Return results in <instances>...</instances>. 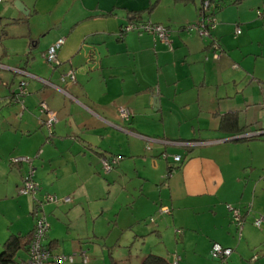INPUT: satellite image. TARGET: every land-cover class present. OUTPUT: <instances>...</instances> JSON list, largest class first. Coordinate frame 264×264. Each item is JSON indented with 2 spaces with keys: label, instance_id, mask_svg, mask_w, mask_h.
I'll list each match as a JSON object with an SVG mask.
<instances>
[{
  "label": "crops",
  "instance_id": "0c3cea01",
  "mask_svg": "<svg viewBox=\"0 0 264 264\" xmlns=\"http://www.w3.org/2000/svg\"><path fill=\"white\" fill-rule=\"evenodd\" d=\"M13 1L0 0V201L11 199L13 214L15 204L27 214L32 197L17 193L20 180L60 182L52 192L70 197L60 210L79 211L63 251L86 236H106V243L110 236L109 244L131 250L152 232L149 250L166 259L159 228L167 222L178 238V264H264V221L252 224L264 216V0L215 6L208 35L192 25L200 0H18L25 13ZM143 21L162 24L167 43L136 27L119 35L120 25ZM58 37V64L50 65L41 56ZM69 68L73 81L60 77ZM39 100L55 113L50 130ZM120 106L130 110L128 119L118 116ZM225 114L234 115L238 130L220 124ZM249 134L258 135L243 138ZM47 138L60 154L56 161L43 145ZM103 152L120 153L107 172ZM16 156L28 160L12 161ZM131 168L135 178L128 180ZM67 182L73 185L63 189ZM57 203L49 211L42 204L46 220ZM162 205L169 212L149 222ZM10 208L0 206L6 220ZM31 217L23 225L10 221L9 232L29 230ZM50 234L44 242L56 252L60 238ZM212 242L230 253L210 258ZM147 253L133 255L132 264Z\"/></svg>",
  "mask_w": 264,
  "mask_h": 264
},
{
  "label": "rangeland",
  "instance_id": "374dc122",
  "mask_svg": "<svg viewBox=\"0 0 264 264\" xmlns=\"http://www.w3.org/2000/svg\"><path fill=\"white\" fill-rule=\"evenodd\" d=\"M229 3H230L229 0H211L209 7L212 8V10H213V8H215V6H217V5L218 6L221 5L223 7L224 5L228 4L226 7L223 8V9H225L227 7H231V5ZM231 8H235V5H232ZM224 16L225 17H231L232 13L228 14L226 11H224ZM213 17L216 18L215 15ZM118 29H119V33H120L119 35H121L122 31L120 30V27ZM13 55H15V54L7 52L6 58H8L9 56L12 57ZM44 129L46 130L45 125H44ZM43 136L50 137V134L45 133V134H43ZM48 139L49 138L46 139L47 141L43 145L47 146L46 152L50 156V159H52V161H56V159L60 157V154L57 153V151H56L57 148L55 147V144L50 142V139L49 140ZM56 140H58L57 145L60 147L59 139L57 138ZM118 154H120V153H118ZM131 173H132V176L128 180L135 178V176H134L135 172H133V169H132ZM124 180H126V178ZM20 184H21V180H20ZM71 184L73 185L72 182H67L66 185L63 186L62 188L63 189H69ZM40 186H41V188L39 190H36V191H38L37 193H40V195H42L45 192L52 193L56 196V198L58 200V201H56V203L59 202V203H57L59 206L58 211L54 210V213L51 214L52 217L50 219L48 218L47 220L50 223V226L48 227L49 232L54 233V234H50V235H56L57 238H60V244L58 246H56V248H58V250L56 252L69 254L72 256L71 261H65L64 260V261H62V264H132L133 263V255L135 257L136 255H138L140 253H144V252L156 253L154 250H149L150 248H148V243H150V241L152 239L157 238V234H155V237L150 236V235H154L152 232L148 233L146 235L147 237L143 236V240H141L143 242H141L140 240L135 241V243L131 246V250H130V247H123L122 245H119L120 247H118V244H115L114 246L112 245V243L109 244L110 243L109 242L110 236H107L109 239V240H107V243H106V240H104L106 238V236H104L102 238H98V240L90 239L88 236H86L83 239H88V240H83L86 242H83L82 246L80 245L79 248H76L74 250L72 249V250H68V251H63V247L70 245L72 240H73V235H76L75 234L76 233V225H77L76 216L79 214V211L77 210L76 207H75V210H73V207H72L70 210H73V211L68 212L69 216H67L66 212L68 210L66 207H63L60 210V202H61L60 198H61V196H64L65 194L60 196V195L52 192V191H54L53 188L59 187V189H60V182L54 183V185L53 184L50 185L46 182H43V184H41ZM17 189H18V186H17ZM17 193H18V191H17ZM34 193L36 194V192H34ZM19 194H21V193H19ZM35 194L27 193L26 195L31 197V195H35ZM36 197H39V196H37V194H36ZM89 200L91 201V199H89ZM56 203L55 202L54 203L49 202V201H42V204L45 206L46 209L48 208L47 209L48 211L50 210V208L52 209V207L50 205H54ZM97 204H99V202ZM5 205H9L11 207L9 209V212H8L10 215L8 217H10V218L8 220H6L5 215L0 214V221H1L0 222V245H1L2 240L9 233V229L7 227V224H9L10 221H11L12 225L14 223H16L18 225H23L22 223H26L28 220H30V217H31L30 216L31 214L29 212L27 214H25V212L22 213L20 211H17V210H20V208L17 204H15L16 208H14L16 212H15V214H13V208H12L13 206H11V199H2L0 201V206L2 208ZM90 205H92V204H90ZM88 206H89V204L85 205V207H88ZM31 207H32V201L30 204V209H31ZM53 208L55 209L56 207H53ZM159 213L160 212H158L156 210L151 215H149L152 218V219H149V216H148L149 222L153 223L154 217L160 216V214H162V213H160V214ZM260 214L263 215L262 213H260ZM86 216L88 217V211L87 210H86ZM31 218L34 219V215H32ZM90 220L92 221V218H90ZM91 221H89V222L91 223ZM102 225H103V222H102V220H100V226H98V224H97L96 228L100 233L102 232L104 234L108 230L107 229L108 227L106 228ZM105 225L108 226V223L107 224L105 223ZM165 225H167L165 229L159 228L161 235H163L166 239V244L164 247H162V250H160V251H163V254L166 256V259L168 260V257H169L168 261H170L172 258L171 257L172 254H180L179 251L176 250L175 245H174L175 240H177L178 238H177V235H175V233L173 232L174 228H172V227L169 228V225L167 224V222ZM10 228H12V227H10ZM123 238H124V234H121L120 239L122 240ZM76 246H78V242L76 243ZM0 249H1V247H0ZM142 251H144V252H142ZM21 252H22L21 249H19L18 253L20 254ZM51 252H52V250H51ZM210 258H213V259L218 258L217 260H219V257L215 258V257H212L211 255H210ZM179 260H178V262H179Z\"/></svg>",
  "mask_w": 264,
  "mask_h": 264
},
{
  "label": "built area",
  "instance_id": "2783aa9c",
  "mask_svg": "<svg viewBox=\"0 0 264 264\" xmlns=\"http://www.w3.org/2000/svg\"><path fill=\"white\" fill-rule=\"evenodd\" d=\"M210 0H203L202 1V7L204 9V13L198 16V19L192 24L193 26H196L198 30L203 34L208 35L209 28L213 26L214 23V17L210 13ZM120 30L122 32L132 28L136 27L141 30H146L148 32L155 33L159 36L163 41L167 43V30L162 24L153 23L149 21H143L139 23H132L127 22L123 25H120ZM235 32H239L238 26L235 28ZM62 37H58L55 39L49 46L45 49V51L42 53L43 59L48 64H58V59L56 57V49L60 46L62 43ZM61 78L66 77L68 80L73 81L74 80V74L71 68H69L64 74H61ZM24 81L19 80L18 82V90L19 92L23 91V85ZM38 107L40 111L44 112L45 119L44 124L46 125L47 129L50 130V127L52 123L56 120V116L54 111L50 110L44 100L38 101ZM118 116L121 119H128L131 112L127 107L120 106L117 109ZM261 130H264V112L261 116ZM174 161L180 160L179 154H172L171 155ZM119 155H113V154H106V155H100L99 162L101 169L104 172H107L112 168L114 163L118 160ZM12 161H26L28 160L25 156H16L11 158ZM38 189L37 183L30 178V176H26L22 179L21 184L18 186V193L21 194H34V192ZM37 200V205L35 207L34 211V220H33V226L32 231L30 234V238L27 244V252L24 259L19 260L17 264H43L45 261L50 260L52 264H61L62 261H71L72 256L69 254L64 253H52L48 246H46L44 242V237L46 234V231L48 229V222L45 219V216L42 213V201H49V202H56L58 201L56 196L52 193L45 192L41 195L40 199L35 197ZM61 201L68 202L70 201V197L68 195L61 196ZM158 211L160 213H168L169 207L166 205H162L159 207ZM233 216L237 220H240L238 215V210L236 208H232ZM149 219H152L151 216ZM261 221H264L263 215H257L253 218L252 223L256 226H259ZM209 253L212 257H224L227 256L230 253L229 247H222L217 242H212ZM180 256L179 254H172V259L168 262V264H178Z\"/></svg>",
  "mask_w": 264,
  "mask_h": 264
},
{
  "label": "trees",
  "instance_id": "16d2710c",
  "mask_svg": "<svg viewBox=\"0 0 264 264\" xmlns=\"http://www.w3.org/2000/svg\"><path fill=\"white\" fill-rule=\"evenodd\" d=\"M202 1L203 0H200V5H199V8H198V16L204 13V9L202 7ZM209 10H210L211 14L214 13L212 8H210ZM220 124L228 125L229 129L238 130V127L236 126V120H235V117H234L233 114L222 115L221 119H220ZM257 135L258 134H249V135L243 136V138H251V137H255ZM106 154L107 153H104V152L101 153V155H106ZM113 155H116V154H113ZM117 155H119V154H117ZM119 157H120V155H119ZM35 182L38 185V189L37 190H39L40 189V185H39V183L37 181H35ZM31 197H32V207L30 209V213L32 215H34L35 207L38 204L37 203L38 199H35L36 195H31ZM40 197H41V195L39 197H37V198L40 199ZM41 209H42V207H41ZM32 226H33V224H32ZM31 231H32V227L29 230H27L26 232H21L20 233V232L12 231V232H9L7 234V236L2 240L1 245H0V247H1V249H0V264H17L19 260H22V259L25 258L26 254H25V256H21L18 253V250L21 249L22 252H24V251L27 252V244H28V241H29V238H30ZM45 244H46V246L52 248V245L50 243H48V244L45 243ZM222 247H227V246H222ZM230 251H231V248H230ZM52 253H57V252H52ZM139 264H168V263H167L166 259L163 256L158 255V254L153 253V252H150V253H147L142 258V260L139 262Z\"/></svg>",
  "mask_w": 264,
  "mask_h": 264
},
{
  "label": "water",
  "instance_id": "95a60500",
  "mask_svg": "<svg viewBox=\"0 0 264 264\" xmlns=\"http://www.w3.org/2000/svg\"><path fill=\"white\" fill-rule=\"evenodd\" d=\"M13 4L21 11V12H23V13H25V8H24V6L18 1V0H14L13 1ZM259 133H264V130H260V132Z\"/></svg>",
  "mask_w": 264,
  "mask_h": 264
}]
</instances>
